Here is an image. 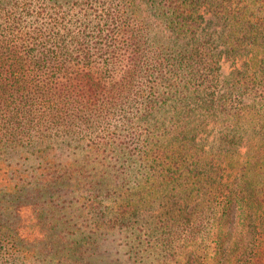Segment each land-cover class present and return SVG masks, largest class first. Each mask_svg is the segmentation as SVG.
<instances>
[{"label": "rangeland", "instance_id": "1", "mask_svg": "<svg viewBox=\"0 0 264 264\" xmlns=\"http://www.w3.org/2000/svg\"><path fill=\"white\" fill-rule=\"evenodd\" d=\"M181 1L134 2L137 20L169 62L177 61L167 74L176 85L160 83L152 110L141 99L113 120L104 153L74 156L64 143L54 147L59 162L78 160L81 178L59 192L65 195L40 203L42 213L30 209L0 221V229L18 227L27 242H14L13 257L0 253V264H264L263 6L199 0L190 6V27L181 30L159 9L171 14ZM105 2L126 3L98 0L93 7ZM250 3L263 19L253 23L259 33L231 38L232 17ZM223 211L229 216L217 221Z\"/></svg>", "mask_w": 264, "mask_h": 264}, {"label": "trees", "instance_id": "2", "mask_svg": "<svg viewBox=\"0 0 264 264\" xmlns=\"http://www.w3.org/2000/svg\"><path fill=\"white\" fill-rule=\"evenodd\" d=\"M95 1L67 9L66 0H0V221L30 209L42 213L40 203L65 195L59 192L81 178L78 160L56 159L58 143L74 149V156L80 150L104 153L113 120L141 99L152 110L153 99L162 95L160 83L176 85L167 74L178 63L169 62L157 37L137 20L135 0L105 2L101 9L93 7ZM255 1L264 12V0ZM198 2L182 0L171 14L159 8L160 17L183 30L191 24L190 6ZM250 5L232 17L231 38L259 33L253 23L263 19L254 17ZM76 15L82 20L75 22ZM229 214L223 211L217 221ZM1 226L0 253L13 257L14 242L25 247L26 236L18 227Z\"/></svg>", "mask_w": 264, "mask_h": 264}]
</instances>
